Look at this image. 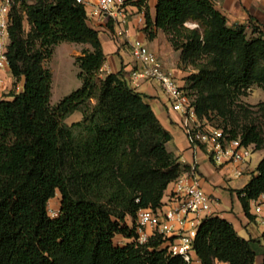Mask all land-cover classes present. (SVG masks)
Masks as SVG:
<instances>
[{"label": "trees", "instance_id": "obj_1", "mask_svg": "<svg viewBox=\"0 0 264 264\" xmlns=\"http://www.w3.org/2000/svg\"><path fill=\"white\" fill-rule=\"evenodd\" d=\"M22 7L31 32L23 37L14 8L7 51L22 88L0 100V264H186L168 254L160 235L136 242L137 212L158 208L187 169L167 151L172 137L149 97L131 88L123 67L101 72L99 31L75 0H29ZM146 10L143 31L152 37V28L162 30L181 63L195 65L183 91L197 119L253 152L264 150V102L239 101L253 86L264 91V25L250 18L228 26L211 0H158L153 21ZM59 43L89 48L75 59L81 87L51 106L52 75L43 61ZM92 99V108H81ZM76 111L81 120L66 125ZM235 192L252 218L250 202L264 194V158ZM57 193L59 212L51 217L48 203ZM255 244L264 250L262 238H241L230 222L211 215L198 226L193 250L200 264H256Z\"/></svg>", "mask_w": 264, "mask_h": 264}, {"label": "built area", "instance_id": "obj_2", "mask_svg": "<svg viewBox=\"0 0 264 264\" xmlns=\"http://www.w3.org/2000/svg\"><path fill=\"white\" fill-rule=\"evenodd\" d=\"M18 0H0V75L10 73L7 59L9 27L12 11ZM86 11L92 26L107 30L113 41L128 46L136 64L127 76L131 87L137 88L141 81L156 82L165 97L167 106L181 116V126L192 148H205L215 166L231 169L234 177L243 175L253 153V146L241 145L240 139H231L223 128L199 121L189 97L177 80L164 69L163 63L141 40L132 38L130 23L135 20L137 27H145L144 12L146 0H75ZM5 80L0 77V88ZM22 86L15 87L19 93ZM169 205L152 210L140 209L136 215V242L143 244L154 235L166 239L168 254L180 257L186 264H200L193 250V242L201 221L211 216L213 199L200 186L195 168L181 173L170 183ZM264 201L254 208L264 224ZM189 227L185 228V225ZM264 240V233L261 235ZM222 264V263H218Z\"/></svg>", "mask_w": 264, "mask_h": 264}, {"label": "crops", "instance_id": "obj_3", "mask_svg": "<svg viewBox=\"0 0 264 264\" xmlns=\"http://www.w3.org/2000/svg\"><path fill=\"white\" fill-rule=\"evenodd\" d=\"M147 1V15L150 20L155 19L156 5L158 0ZM214 8L224 15L228 26L248 25L250 18L264 25V0H211ZM145 18V14H144ZM92 21H90L91 23ZM93 23H91L92 25ZM132 38L143 41L148 48L154 52L163 63L164 69L171 72L177 80L179 86L183 87L182 79L186 76V71L180 67V52L175 51L171 46L168 36L162 30L152 28V37L143 31L144 27H137L135 20L130 23ZM99 40L105 54V61L101 72L103 74L115 73L121 67L129 73L135 69L136 64L131 56L130 50L125 44L115 46L107 30L99 31ZM5 80L4 88H0V100L10 99L8 91L14 92L12 88L14 80L11 73L0 75ZM22 86V81L19 82ZM139 93L149 97L148 103L152 107L159 123L167 130L172 139L166 144L168 152L172 153L182 166L187 169L184 172H190L194 167L199 177L200 186L203 191L209 195L214 203L212 207V216H219L230 222L237 234L244 239H259L264 233V224H262L259 215L254 214L255 206L264 201V194H261L256 200L250 202V214L252 218H247L243 207L236 194V190L242 189L251 180L252 175L262 158L264 150L256 151L259 156L256 159L255 168L251 167V160L243 168V175L236 181H228L227 174H234L231 169L215 166L210 160L205 148H192L185 136L181 126V116L173 112L166 103L165 97L160 86L154 81H141L137 88L131 87ZM4 94V95H3ZM170 184L164 192L161 203L169 205ZM264 214V211H262ZM189 224L185 225V228ZM120 238L117 237L116 240ZM257 252L256 264H262L264 260V250L255 244L253 246Z\"/></svg>", "mask_w": 264, "mask_h": 264}, {"label": "rangeland", "instance_id": "obj_4", "mask_svg": "<svg viewBox=\"0 0 264 264\" xmlns=\"http://www.w3.org/2000/svg\"><path fill=\"white\" fill-rule=\"evenodd\" d=\"M29 2V0H18L15 10L19 12V14L23 18V37L27 38V36L31 32V27L27 23L25 13L23 11L22 2ZM185 27L192 30L197 28V25L192 22L185 23ZM250 34V32H248ZM169 39V38H168ZM113 41V40H112ZM115 46L121 44V42L116 43L113 41ZM89 48L88 45H81V44H71V43H59L58 45L54 46L52 49V55L50 58L45 59L43 61V67L48 69L52 75V83H51V98H50V105L56 106L64 97L76 91L81 87V81L77 78L78 68L75 64V59L81 56L82 50ZM203 62L202 59H197L195 64ZM194 66L191 63L184 65L180 61V67L183 71H186V76L182 79L183 81V90H187L188 84V77L190 74L194 73ZM13 85L16 87L20 85L16 83ZM15 87L12 90H15ZM188 91V90H187ZM12 91H8L7 95L11 94ZM4 95V94H3ZM239 101L248 106H255L260 102H264V91L260 88L253 86L250 90L247 91V95L245 97H241ZM95 105V100L92 99L91 101L86 102L82 105V109L85 106L92 108ZM82 118L81 112H74L71 115H68L63 122L66 125H71L72 123L80 121ZM217 119L218 123H222V120L219 118ZM259 154L257 152H253L249 158V162L251 160V167L255 168L256 159L258 158ZM239 178V177H238ZM238 178L233 177L231 174H227L228 181H236ZM60 195L59 193L51 199L48 203V213L51 217H55L59 212V205H60ZM128 224L131 225V219L127 218ZM136 223V218L134 220V225ZM116 244H124V240L117 239L115 241Z\"/></svg>", "mask_w": 264, "mask_h": 264}]
</instances>
